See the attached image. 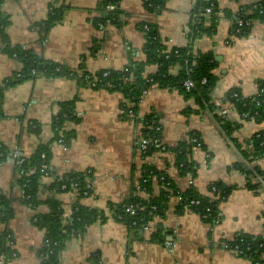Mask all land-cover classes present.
<instances>
[{
	"label": "crops",
	"instance_id": "0c3cea01",
	"mask_svg": "<svg viewBox=\"0 0 264 264\" xmlns=\"http://www.w3.org/2000/svg\"><path fill=\"white\" fill-rule=\"evenodd\" d=\"M53 1L4 0L0 13L9 16L7 33L12 44L80 72L119 70L132 60H144L146 36L139 26L148 22L157 27L168 49L190 46L194 52L214 54L218 63L213 72L219 77L211 93L214 104L222 103L232 89L252 96L264 80V23L255 21L244 36L232 33L234 14L242 5L255 0H217L220 11L216 32L198 38L190 36L198 0H168L158 13L146 9L144 0H121L117 23L106 22L103 28L96 24L101 16L97 9L100 0H58L57 5L65 6L63 19L42 39L37 24L47 18ZM1 47L0 38V83L23 67L21 61L4 53ZM154 71L155 66H147V73ZM172 73H178V69L174 68ZM71 100L77 118L64 126V133L75 132L66 146L55 139L52 121L61 110V103ZM123 101V93L118 90L82 84L72 77L38 75L7 90L3 102L5 115L0 118V141L11 149L19 148L26 156L33 154L40 143L50 142L52 175L43 177L44 185H50L56 176L90 171L93 189L80 202L105 212L111 204H121L136 193L148 166L166 173L181 190L195 186L200 193L209 195L210 183L219 180L235 188L221 203V216L215 223L190 210L178 214L176 196L170 199L163 215L139 229L113 218L96 221L82 236L67 240L60 264H87L93 254L99 255V264H254L226 248L224 241L233 240L240 232H263L264 187L250 189L245 174L233 167L243 161V156L215 113L201 108L194 97L184 98L177 89L156 86L147 89L137 104L138 119L122 116ZM188 107L194 111L186 114ZM148 115L155 116L166 150L142 152V119ZM231 118L242 122L233 134L242 143L264 131V121L240 120L236 111ZM34 123L40 127L38 133L30 129ZM193 132L199 134L203 145H195L192 150L197 164L195 176L179 171L176 155L169 149L190 141ZM16 161L9 158L0 164V191L12 199L14 215L8 227L14 240L12 248L17 252L15 258L4 264H39L45 232L33 218L36 213L48 212L49 206L42 203L32 209L24 202ZM256 165L264 168V159L250 167ZM155 192L158 193L157 187ZM138 193L147 196L145 191ZM53 195L45 192L41 199ZM56 197L70 215L77 194L72 190L57 193ZM160 226L165 230L163 240H152ZM5 228L0 220V235Z\"/></svg>",
	"mask_w": 264,
	"mask_h": 264
},
{
	"label": "trees",
	"instance_id": "16d2710c",
	"mask_svg": "<svg viewBox=\"0 0 264 264\" xmlns=\"http://www.w3.org/2000/svg\"><path fill=\"white\" fill-rule=\"evenodd\" d=\"M54 0L50 4V10L47 18L39 22L37 27L42 33V39L46 37L48 31L63 19L64 5H57ZM65 1V0H63ZM168 0H144L146 9L152 13L160 12ZM4 0H0V7ZM121 0H100L97 9L101 16L96 20V24L115 22L117 23L120 14ZM115 5V9L105 13L108 5ZM212 7L211 12L206 9ZM217 0H198L195 10L194 22L190 36L198 38L204 35L212 36L217 29L218 14ZM232 13H228L231 15ZM234 23L232 33L237 36L247 35L255 21L264 23V0H255L254 2L242 5L234 14ZM240 19L243 24L238 25ZM9 16L0 13V38L2 42L1 50L21 61L23 67L19 72L13 73L0 83V118L4 117L3 102L8 89L21 84L29 78H36L38 75L44 76H63L76 78L82 84H91L96 81L97 88L107 90H118L123 93L122 116L127 117L128 111H134L135 119H138L137 104L142 99L144 90L152 86L166 89L179 90L184 98L194 97L201 108L207 107L215 113L217 121L221 124L224 131L232 138L233 143L241 151L243 161L236 162L233 167L243 172L247 179V187L258 190L264 187V168L256 165H250L260 159H264V131L253 134L247 141L240 142L233 136L235 130L242 125L240 121L228 120L220 115L217 109L220 108L211 100V93L219 81V77L213 72L218 61L212 52H194L190 46H175L169 48L165 45L159 35L157 27L148 22L140 23V29L145 33L146 42L143 46L145 54L144 60L134 61L122 69H102L91 73L88 71L72 69L65 64L46 60L40 54L32 52L29 48L18 44H12L7 33L9 26ZM237 28L239 30H237ZM95 49L93 52H95ZM155 66L156 71L147 73V66ZM127 68V70H126ZM174 68L178 73H172ZM191 79L194 87L188 89L185 81ZM230 103L233 109L238 113L240 120L254 119L258 122L264 121V80L259 82L258 91L252 96H245L238 89L228 91L222 103ZM74 101H65L61 103V110L56 114L52 121V128L55 139H63V143L68 146L73 137L74 131L64 133L63 129L68 120H76L74 114ZM190 107L184 112L189 114L193 112ZM154 115L145 116L142 121L145 123L142 135L149 140L160 136L157 131ZM30 129L33 132H39V125L34 123ZM62 132V135L59 134ZM202 142L197 132L192 133ZM196 145L192 140L182 141L177 146L169 148L176 155L175 164L182 174L196 175L197 164L192 158V150ZM203 146V145H202ZM158 147L152 143L148 144L145 154L156 150ZM13 149L0 141V164L9 159ZM52 157L51 144L40 143L33 154L25 156L23 161H16V172L18 182L23 188L24 202L32 209L46 203L49 211L46 213H36L34 223L45 232L44 243L40 249L39 264H60L61 253L65 244L71 237H79L86 231L87 227L96 221L107 219L106 212L96 208L86 207L80 200L85 191L84 176L86 172H70L62 176H56L54 181L46 186L42 179L46 171L52 172L50 160ZM48 164L49 169H43V165ZM144 175L136 186V193L127 201L121 204H111L110 210L115 214L123 216L122 222L129 227L139 229L150 223L158 215H163L166 211L169 201L172 197H180L176 206V212L181 214L187 210L198 213L203 220L215 223L219 216L220 206L225 201L235 186H228L223 181H214L209 185V195L200 193L195 186L181 190L164 172L148 166L144 169ZM255 178V181L251 179ZM78 183L79 195L77 201L72 206L70 213L71 221L66 219L65 210L62 202L56 197L57 193L73 190V184ZM65 184V188L61 186ZM157 187L158 193L155 194ZM138 190L145 191L147 196L139 195ZM52 192L53 196L41 199V194ZM92 192V191H91ZM12 199L0 191V220L6 225L5 230L0 235V256L7 255L9 258L16 251L8 246L10 241H14L8 224L14 215L11 207ZM138 204L134 214L126 212L125 207L131 204ZM264 216V212L262 214ZM135 222V224H133ZM165 230L160 226L153 234L152 240H163ZM230 249H238V255L249 258L254 264H264V230L260 234H250L240 232L231 241H224ZM17 253V252H16ZM100 257L93 254L87 264H99Z\"/></svg>",
	"mask_w": 264,
	"mask_h": 264
},
{
	"label": "built area",
	"instance_id": "2783aa9c",
	"mask_svg": "<svg viewBox=\"0 0 264 264\" xmlns=\"http://www.w3.org/2000/svg\"><path fill=\"white\" fill-rule=\"evenodd\" d=\"M114 9H115V5L110 4V5H108V6L106 7V9H105V13L111 12V11H113ZM206 11H207L208 13L211 12V11H212V7L207 8ZM194 19H195V18H194ZM107 22H109V21H107ZM237 23H238V25H242V24H243V22H242L240 19L237 20ZM105 24H106V23H99V26L103 28ZM237 30H239V29L237 28ZM126 70H127V68H126ZM90 85L93 86V87H96V86H97V83H96V81H94V82H92ZM185 86H186L188 89H190V88L194 87L195 85H194V83H193V81H192L191 79H187V80L185 81ZM146 91H147V90H146ZM146 91L144 90V93H145ZM227 103H228V102H227ZM225 104H226V103H219V104H216V105H219V106H220V108L217 109V112H218L220 115L225 116L226 119H228V120H232L231 115H232V113H233L235 110L233 109V106H232L230 103H229V106H226ZM128 116H129V118H135V117H134V111L130 109V110L128 111ZM32 125L35 126L34 124H32ZM157 131H159V133H160V127H159V126L157 127ZM191 140H192L193 142L196 143V146H201V145H202V142L199 141V140H198L196 137H194V136L191 137ZM59 142L62 143V144H64L62 138L59 139ZM150 143L156 145L158 148H161V149H163V150H166V149H167L164 145L161 144L160 136H158L157 138L152 139V140H149L148 138L142 136V138H141V140H140V148H141V150H142L143 153H145V152L147 151V149H148V144H150ZM25 156H26V155L23 154L22 151H21L19 148H16V149H13V153H12V155H11L10 158L15 159V160H19V161H23V160L25 159ZM49 168H50V167L48 166V164H44V165H43V169L46 170V169H49ZM86 173H87V174L84 176V181H85V191H84V195H85V196H89V195L91 194L92 189H93V183H92L91 172H90V171H88V172L86 171ZM51 175H52V172H50V170H49V171H46L45 176H51ZM65 187H66L65 184H63V185L61 186L62 189H64ZM73 191H74V193L77 194V196L79 195V193H78V191H79L78 183H74V184H73ZM50 193L53 194L52 192H50ZM41 195H42V194H41ZM178 199H180V197H178ZM138 207H140V206H139L137 203H136V204H131V205L126 206V207H125V210H126V212H129L130 214H134L135 211H136V209H137ZM106 215H107V218H113V219H115V220H117V221H121V222H122V220H123V216H122L121 214H119V213L115 214V213L113 212V210H110V208H109L108 211L106 212ZM64 216L66 217V219H68V221H71V220H72V218L70 217L69 214L65 213ZM220 216H221V212H219V216H218V218L216 219V222L220 219ZM133 224H135V222H134ZM165 243H166L167 245H170V244H171L170 241H165ZM8 246L12 249V247H13V241H10V242L8 243ZM224 246H225L226 248H228L227 245H224ZM232 250L235 251V252L238 254V249H237V248L232 249ZM16 255H17V253L15 252V253L12 254V257L9 258L7 255L2 254V255L0 256V264H4V263H6L7 261L11 260L12 258H15Z\"/></svg>",
	"mask_w": 264,
	"mask_h": 264
}]
</instances>
